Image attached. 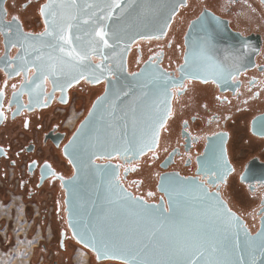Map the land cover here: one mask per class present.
Returning a JSON list of instances; mask_svg holds the SVG:
<instances>
[{
  "label": "flooded vegetation",
  "instance_id": "af4514ba",
  "mask_svg": "<svg viewBox=\"0 0 264 264\" xmlns=\"http://www.w3.org/2000/svg\"><path fill=\"white\" fill-rule=\"evenodd\" d=\"M47 2L0 0V197L34 202L46 226L51 217L55 236L40 246L42 264H74L76 250L88 264H103L72 235L64 181L74 174L65 147L106 82L53 90L30 57ZM17 22L24 36L15 33ZM148 62L175 81L159 144L140 160L98 162L119 164L121 184L149 201L159 200L167 174L197 179L257 233L264 215V0H188L164 37L133 44L128 72Z\"/></svg>",
  "mask_w": 264,
  "mask_h": 264
},
{
  "label": "water",
  "instance_id": "95a60500",
  "mask_svg": "<svg viewBox=\"0 0 264 264\" xmlns=\"http://www.w3.org/2000/svg\"><path fill=\"white\" fill-rule=\"evenodd\" d=\"M106 2L112 0H77V8L54 5L57 23L73 25L71 45L51 36H37L30 52L42 74L50 77L54 91L61 85L68 90L83 79L92 84L106 82L105 93L65 147L74 169L72 177L64 181L72 235L98 262L185 264L199 248L220 264H264L259 236L264 233V215L254 234L221 194L197 179L175 174L160 179L157 190L161 196L149 201L121 184L119 164L98 162L118 156L140 160L158 146L172 112L175 81L151 62L130 74L129 53L141 39L164 37L188 0H120L121 7L105 20L108 9L101 12L95 5L103 7ZM88 4L94 7L87 8ZM72 16L76 19L70 20ZM101 27L108 33L107 47L94 35ZM59 47L65 53L87 49L89 58L73 61ZM190 56L188 49L186 59ZM94 57L99 59L97 63ZM145 145H151V150ZM225 208L236 217L231 223ZM81 234L85 235L83 242ZM91 237H95V246ZM101 242L107 255L98 250Z\"/></svg>",
  "mask_w": 264,
  "mask_h": 264
},
{
  "label": "rangeland",
  "instance_id": "374dc122",
  "mask_svg": "<svg viewBox=\"0 0 264 264\" xmlns=\"http://www.w3.org/2000/svg\"><path fill=\"white\" fill-rule=\"evenodd\" d=\"M31 204L32 207L17 194L0 197V264H42L44 256L40 246L51 241L55 232L50 227L51 217L47 218L46 226L38 207L34 202ZM75 256L80 258L78 264H88L86 252L76 250Z\"/></svg>",
  "mask_w": 264,
  "mask_h": 264
},
{
  "label": "snow or ice",
  "instance_id": "6c2138e0",
  "mask_svg": "<svg viewBox=\"0 0 264 264\" xmlns=\"http://www.w3.org/2000/svg\"><path fill=\"white\" fill-rule=\"evenodd\" d=\"M54 5H57L59 8H65V7L77 8V7H79L77 5V0H59V2H57V0H48V2L45 5H43V7L41 9V14L46 17V19H45L46 27L44 29V32L40 33L39 35L41 37L51 36V37L57 38L59 41H63L65 44L71 45L72 37L70 35V31H71L73 25L71 23H67L66 25L57 23V19H56L57 18V12L54 10ZM86 7L87 8H93L94 5L88 4V5H86ZM95 7L99 8V10L101 12H103L105 10V8L108 9L107 15H105L103 17V19L107 20V19L111 18V15H112V12L114 9L121 7V3H120V0H112L111 3L106 2L103 7H101L100 5H95ZM93 15H95V13H93ZM69 19L73 20V19H76V17L72 16ZM85 22L87 23V21H85ZM9 31L10 32L13 31L11 26H9ZM15 33L19 34L21 36L25 35L18 22L16 23ZM94 35L98 36L100 38V41L103 42L105 47L109 46L108 40L105 39V37L108 35V33L105 31V29L103 27L99 28V30L96 31L94 33ZM77 39H79V37H77ZM50 46L55 47V45H50ZM89 46L91 47V42H89ZM59 51L62 53H65L64 47H59ZM91 51H96V48L92 47ZM65 54L67 56L71 57V59L73 61L82 62V61L87 60L89 58L90 53L87 49H82V51L78 52L75 50V48H73L71 51L66 52ZM13 59H15V58H13ZM187 64H188V60L186 59L185 65H187ZM97 67H100V66L98 65ZM181 70L182 71L184 70L183 66H182ZM220 71H221V73H223L224 70L220 69ZM225 79H227V78L225 77ZM205 82H207V81H205ZM93 107H95V105ZM89 115H91V113H89ZM160 126L163 127V121L161 122ZM153 135H154V139H153V144H154L155 143V136L158 135V130ZM145 147H147L149 150H151V145H145ZM141 151H143V148L141 149ZM226 163L227 162L225 161V164ZM225 212L231 218L229 223H231V221H234L236 219L235 215L231 213L230 209L225 208ZM153 235H155V234H153ZM259 236H260L261 241H262L261 249L264 250V233H260ZM84 239H85V235L81 234L80 241L83 242ZM90 239L93 241V246H95V243H94L95 237H91ZM98 250L101 253V255H107L108 254V252L106 250V245H103L102 242H101V247ZM192 256H195V259H193ZM192 256H189V258L185 261V264H220V262L213 261L212 259H210L211 253H206L205 250H201L199 248H197L196 251L192 253Z\"/></svg>",
  "mask_w": 264,
  "mask_h": 264
},
{
  "label": "bare ground",
  "instance_id": "6f19581e",
  "mask_svg": "<svg viewBox=\"0 0 264 264\" xmlns=\"http://www.w3.org/2000/svg\"><path fill=\"white\" fill-rule=\"evenodd\" d=\"M86 255H87V254H86ZM79 259H80V258H76V260H75L77 264L79 263Z\"/></svg>",
  "mask_w": 264,
  "mask_h": 264
},
{
  "label": "trees",
  "instance_id": "16d2710c",
  "mask_svg": "<svg viewBox=\"0 0 264 264\" xmlns=\"http://www.w3.org/2000/svg\"><path fill=\"white\" fill-rule=\"evenodd\" d=\"M122 264V263H121Z\"/></svg>",
  "mask_w": 264,
  "mask_h": 264
}]
</instances>
